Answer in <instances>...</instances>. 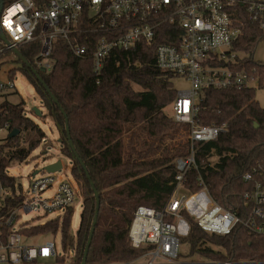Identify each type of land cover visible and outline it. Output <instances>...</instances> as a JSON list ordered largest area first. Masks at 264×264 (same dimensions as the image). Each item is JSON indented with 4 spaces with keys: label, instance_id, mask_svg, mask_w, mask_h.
I'll list each match as a JSON object with an SVG mask.
<instances>
[{
    "label": "trees",
    "instance_id": "obj_1",
    "mask_svg": "<svg viewBox=\"0 0 264 264\" xmlns=\"http://www.w3.org/2000/svg\"><path fill=\"white\" fill-rule=\"evenodd\" d=\"M239 18L242 34L234 47L249 56L243 57L237 68L244 69L259 87H264V62L253 58L256 45L264 38V29L244 12ZM39 43L20 48L33 66ZM155 49L144 43L130 50L114 48L97 75L91 56L77 57L66 41L57 40L52 72L37 70L59 104L52 101L20 60L57 125L61 153L73 160L71 172L83 193L75 241L69 234L73 207L62 218L43 224L27 223L23 228L28 236L56 235L60 231L63 254L56 256L59 263L65 262L64 254L71 247L74 261L83 260L97 205L91 181L100 194V209L87 262H130L152 247L136 248L131 243L129 231L135 211L140 205L157 209L166 205L176 186V159L187 156L190 149L189 125L175 121L166 112L177 95L173 84L176 76L157 66ZM202 94L198 121L226 123L229 130L217 140L197 145L196 164L188 170L184 185L190 193L205 189L214 202L244 216V193L252 184L243 180V174L257 163L264 164V107L255 98L252 86L206 89ZM59 105L68 116L71 138L91 179L70 147L66 119ZM6 108L5 119L10 121L11 130L17 128L20 134L0 143V185L14 188L16 179L7 169L27 160L44 133L24 115L22 104L9 103ZM20 138L28 140V144H22ZM182 214L189 222L185 240L191 245V253L201 256V262H264V235H255L242 225L226 235L206 232L188 211Z\"/></svg>",
    "mask_w": 264,
    "mask_h": 264
},
{
    "label": "built area",
    "instance_id": "obj_2",
    "mask_svg": "<svg viewBox=\"0 0 264 264\" xmlns=\"http://www.w3.org/2000/svg\"><path fill=\"white\" fill-rule=\"evenodd\" d=\"M241 12L264 29V0H3L0 71L2 56L16 49L21 52V47L37 42L40 46L34 65L45 74L54 68L52 54L57 40L66 41L77 57L91 56L97 75L114 48L130 50L141 43L155 46L157 66L189 81V88L177 91L171 108L175 121L189 125L190 149L187 156L176 159V186L166 205L162 209L147 205L136 209L129 231L131 243L136 248L152 247L130 262L67 263L74 259L73 248L64 254L65 262L59 263L56 256L63 253H58L53 239L39 245L24 242V237L31 236L23 232L26 224L20 222L22 213L61 212L54 218H62L77 199L78 186L69 180H58V171H42L45 173L34 177L27 192L21 184L19 188L17 183L14 188L0 185V264H36L38 259L52 260L49 264H211L175 261L180 254L181 236L174 220L188 209L206 232L226 235L242 225L255 235H264V164L257 163L243 174V180L252 184L244 193V216L212 199L202 207V190L189 197L184 193L186 174L196 164L197 145L217 140L229 130L226 123L198 121L203 91L247 88L255 80L237 68L244 59L234 47L242 34ZM14 88L10 73L5 80L0 77V143L11 132V123L5 116L6 105L12 103L7 94ZM48 190L52 194L45 195ZM13 200L15 204L8 207Z\"/></svg>",
    "mask_w": 264,
    "mask_h": 264
},
{
    "label": "rangeland",
    "instance_id": "obj_3",
    "mask_svg": "<svg viewBox=\"0 0 264 264\" xmlns=\"http://www.w3.org/2000/svg\"><path fill=\"white\" fill-rule=\"evenodd\" d=\"M31 46V45H30ZM242 56H249L247 52H241ZM253 58L256 61L264 62V38L258 42L256 48L253 53ZM9 73L13 76V81L15 84V88L9 94H7V99L13 104H22L24 108V115L32 119L44 133V136L37 146V148L31 153L27 160L19 163H15L11 167L7 169L9 175H12L16 179L17 187L19 188V184H21V189L24 191H29V186L34 177L40 175L44 166L49 163H54L60 160L63 164V167L58 171V180L65 179L69 180L75 185L78 186V196L76 201L73 203V216L71 220L70 226V238L75 241L77 231L80 226L81 221V213L83 210V193L81 190L80 183L77 184L72 172L71 168L73 166V160L66 157L61 153L62 143L60 141V133L57 128V125L53 118L48 114V110L45 106L44 100L37 89V86L31 81V79L27 76V74L23 70V64L17 57L14 52H8L4 56H2L1 61V71L0 77L2 79H7L9 77ZM173 84L176 90H184L189 88V81L184 77H175L173 78ZM252 87L255 88V98L259 102V104L264 107V87H259L257 84V80H254L251 84ZM34 108L40 109L41 115H37L34 111ZM166 112L169 115H173V110L171 105H169L166 109ZM10 132L7 133L9 135ZM24 133H22L23 135ZM25 135H23L24 139ZM20 138V141L23 139ZM18 141V142H20ZM22 144L27 145L28 140L23 141ZM40 171L38 174H34L35 171ZM186 191V190H185ZM206 192V195L204 193ZM187 197L192 195L193 193H188V191L184 192ZM52 194V190H48L45 195ZM199 198L203 200L202 207H206L208 205V199L211 200V197L207 193L205 189L200 192ZM190 210L188 209V212ZM61 212H54L49 215H38L35 212H24L20 217V222L25 224H43L48 220L56 217ZM193 217L194 215L189 212ZM195 218V217H194ZM175 223L179 228V235L182 237V241L179 245V256L175 259L176 262H194L199 263L202 261L201 256L197 253H191V245L188 241L185 240V236L189 231V222L182 217H176ZM50 239H53L56 242L58 253H63L62 250V234L59 231L56 235L52 234H40L34 235L31 237H24V242L29 245H39ZM72 251V247L70 249ZM72 253V252H70ZM144 259H141L140 262H143ZM157 261H162L161 259H157ZM53 262L49 259H38L36 264H49ZM74 259H68L67 263H74ZM208 262V261H206Z\"/></svg>",
    "mask_w": 264,
    "mask_h": 264
},
{
    "label": "water",
    "instance_id": "obj_4",
    "mask_svg": "<svg viewBox=\"0 0 264 264\" xmlns=\"http://www.w3.org/2000/svg\"><path fill=\"white\" fill-rule=\"evenodd\" d=\"M2 7H3V0H0V12L2 10ZM3 36L4 35L2 34V37ZM14 52L17 55V57L19 58V60H21L27 67H29L31 69L32 73L35 75L36 79L40 82V84L43 86V88L49 94V96L52 99V101L55 104H59L57 98L52 93L50 87L45 83V81H44L42 75L40 74V72L28 61V59L22 54V52H20L17 49L14 50ZM60 109H61V111L64 114L65 119H66V131H67V137H68V142L70 144V147L73 150V152H74V154L76 156V159L79 161V163L83 167L87 178L91 179V176L89 174L88 168H87L85 162L83 161V159L80 157L79 153L77 152L76 147H75V145L73 143V140L71 138L69 123H68V116H67L65 110L63 109V107L60 106ZM34 111L36 112L37 115H41L40 109L34 108ZM19 134H20V130L17 129V128H14L9 133V137L12 138V137H15V136H17ZM60 141H61V138H60ZM62 167H63L62 162L60 160H58L57 162L49 163L46 166H44L42 171L45 170L47 172L54 173V172L59 171ZM38 172H39V170L35 171L34 174H36ZM91 186H92V189H93L95 197H96L97 205H96L94 220H93V223H92V226H91V229H90V233H89V237H88V240H87V244H86V247H85L82 263H86L87 262L88 251H89V248H90V245L92 243V239H93V236H94V233H95V228H96V224H97V221H98V215H99V209H100V194H99V191L96 188V186H95L93 181H91ZM211 264H217V262H211ZM237 264H264V262H237Z\"/></svg>",
    "mask_w": 264,
    "mask_h": 264
},
{
    "label": "bare ground",
    "instance_id": "obj_5",
    "mask_svg": "<svg viewBox=\"0 0 264 264\" xmlns=\"http://www.w3.org/2000/svg\"><path fill=\"white\" fill-rule=\"evenodd\" d=\"M190 200H193L192 198Z\"/></svg>",
    "mask_w": 264,
    "mask_h": 264
},
{
    "label": "crops",
    "instance_id": "obj_6",
    "mask_svg": "<svg viewBox=\"0 0 264 264\" xmlns=\"http://www.w3.org/2000/svg\"><path fill=\"white\" fill-rule=\"evenodd\" d=\"M208 263V262H207Z\"/></svg>",
    "mask_w": 264,
    "mask_h": 264
}]
</instances>
